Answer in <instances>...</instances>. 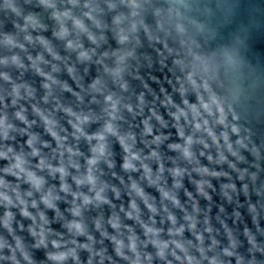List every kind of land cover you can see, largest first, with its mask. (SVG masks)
Masks as SVG:
<instances>
[{"label": "clouds", "instance_id": "1", "mask_svg": "<svg viewBox=\"0 0 264 264\" xmlns=\"http://www.w3.org/2000/svg\"><path fill=\"white\" fill-rule=\"evenodd\" d=\"M256 38L264 0H0V264H264Z\"/></svg>", "mask_w": 264, "mask_h": 264}, {"label": "water", "instance_id": "2", "mask_svg": "<svg viewBox=\"0 0 264 264\" xmlns=\"http://www.w3.org/2000/svg\"><path fill=\"white\" fill-rule=\"evenodd\" d=\"M221 22L225 24V31L229 30V27H234L235 26V21L231 26L227 24V22L223 21L221 18ZM254 49L257 51L264 52V38H256L254 41Z\"/></svg>", "mask_w": 264, "mask_h": 264}]
</instances>
